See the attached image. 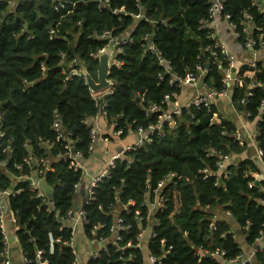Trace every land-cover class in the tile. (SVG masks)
Returning a JSON list of instances; mask_svg holds the SVG:
<instances>
[{
    "label": "trees",
    "instance_id": "trees-1",
    "mask_svg": "<svg viewBox=\"0 0 264 264\" xmlns=\"http://www.w3.org/2000/svg\"><path fill=\"white\" fill-rule=\"evenodd\" d=\"M62 1L67 2L64 7L59 0H0V115L7 133L3 146L12 142L14 148L6 167L1 162L7 154L0 149V199L10 191L3 204L17 219L16 235L27 264L77 262L73 229L63 221L74 208L75 186L82 172H75L68 160L58 158L65 152V142L57 140L53 126L58 114L61 128L71 134L74 150L83 152L85 160L90 158L91 127L86 121L98 112L84 77L72 72L82 64L97 79V55L108 45L97 35L111 31L114 37L125 33L134 36V42L125 44L117 55L122 64L115 65L109 75L114 82L113 94L104 97L108 102L106 120L118 123L122 137L156 120V115H147L145 105L159 103L173 92L181 94L165 77L160 80L162 68L155 56L143 54L142 37L155 31L157 47L178 75H184L199 60L205 61V49L214 44L209 31L200 28L209 19L211 0H110L111 8L102 11L97 4L104 0ZM252 2L225 0L224 15H231L240 26L244 13L249 12L252 22L260 27L264 17ZM115 8H125L128 15L115 16ZM244 40L245 35L240 46ZM210 67L208 80L213 88L221 89L222 71L212 60ZM257 76L263 84L250 90L252 95H247L248 88L233 87L232 100L225 99L211 109L184 110L173 134L155 138L151 145L127 152L126 159L117 162L111 178L104 179L96 190V201L84 207L85 234L92 237V229L101 225L105 228L99 232L105 238L114 236V216L110 213L116 209V196L122 190V203L135 202L126 215L131 229L122 232V243L136 242L145 229L149 239L140 248L118 250L109 245L108 252L87 264H122L120 258L131 255L135 257L131 264H146L148 254L165 255L164 264H225L224 260L251 255V248L264 237V176H259L263 167L247 154L243 157L245 148L235 137L240 123L228 116L234 115V106L250 113L252 122L263 120L258 139L264 149V71ZM220 110L226 117L210 124ZM211 148L217 153L209 155ZM28 154L58 158L46 176L48 185H53V207L47 197H38L31 190L29 181L18 179L31 170L28 166L17 168ZM222 155L231 156L226 170L217 166ZM44 169L40 168L41 176ZM172 172L176 177L163 189L167 209L147 214L152 191ZM139 209L141 221L136 215ZM3 239L0 230V253ZM216 250L222 253L221 258L207 255ZM38 251L43 252L41 261ZM247 264H264V246Z\"/></svg>",
    "mask_w": 264,
    "mask_h": 264
},
{
    "label": "built area",
    "instance_id": "built-area-1",
    "mask_svg": "<svg viewBox=\"0 0 264 264\" xmlns=\"http://www.w3.org/2000/svg\"><path fill=\"white\" fill-rule=\"evenodd\" d=\"M60 6L64 7L62 0H59ZM252 6L256 7L260 14L264 17V0H253ZM111 8L110 0L98 1L97 9L102 11L104 9ZM225 10V0H211V5L209 9V19L204 21L200 28L202 30H208L210 33L211 40L214 41L213 45L207 46L205 52L208 54L207 59L200 64H196L194 68H187V72L184 75H178L174 72L173 66L171 62L164 57L162 52L156 47L154 43L150 41L151 36L149 33L145 34L142 37V49L144 54H150L155 56L159 64L162 68V72L159 74L160 80H164V77L168 80L171 87L175 89L184 90L185 88H191L192 94L191 98L184 104V105H177V98L178 95L176 92L167 94L164 96L163 100L159 103H148L145 105L147 115H156V120L149 124L146 127H138L136 137L137 139L135 142L127 146L126 149L118 152L117 154L113 155L109 159V163L106 166L107 169L104 170L102 173L92 177L89 179L86 185V198L84 201L83 206L80 208L78 217L75 218V214L73 211L68 213L66 219L68 220H75L76 222L85 223L87 222L86 212L84 211L85 206H90L93 202L96 201V190L102 184L104 179H109L111 177V171L117 165V162L120 160H125V155L127 152L135 151L143 146L151 145L155 138H165L174 132L175 128L179 124V120L182 118L184 114V110H189L191 107H205L211 109L213 106L219 105L220 102H225L226 100H232L231 91L233 87L239 89H246L248 88L247 95H252L250 90L257 88L259 85H262V80L257 76L259 72L264 71V28L260 25L258 27L252 21L254 17L251 13L245 12L243 15V20L240 26L232 21L231 15H224ZM112 12L115 14H126L125 8H115L112 9ZM141 15L134 16L135 18H139ZM224 24L226 26L225 32H227L231 40L236 44H240V40L243 35H245L244 45L241 48H238L237 51L231 50L228 46L224 45L219 39V33L221 32L220 26ZM241 29H240V28ZM101 39H106L108 41V45H115V54L112 60V68L116 66H120L122 63L117 61L118 53L123 51V47L125 44H132L134 39L130 34L123 35L120 37H114L111 31H105L102 34ZM220 42L223 44V48H220ZM105 51V48L99 51L97 58ZM211 60L213 63L218 65V68L222 71V88H213V85L210 84L208 80V76L211 71L210 63ZM77 63V60H74ZM223 64L225 68H223ZM234 71L235 77L233 76ZM72 74H77L83 76V71L80 67L77 70H73ZM84 77V76H83ZM85 78V77H84ZM112 88L108 89L103 93H94L92 92V96L95 101V105L97 108V115L92 118L91 120H87L86 123L91 127V144L88 148V153L92 154L97 145L99 143H103L104 145L107 144L108 141L104 137V133L100 126V122L106 120V108L108 106V102L104 99L105 96H110L112 94ZM245 98L241 100V102H245ZM262 104H264V99L262 100ZM233 110L231 111L236 118L238 119L240 125H238V129L235 132V137L238 144L245 148L246 154L253 158L259 165L263 167L264 172V149L259 144V136H260V123L263 120H250V113L241 112L234 106L232 107ZM221 111V110H220ZM216 111L211 120L210 124L220 123L226 117L222 114V110ZM194 116V115H193ZM251 121V122H250ZM116 125H112L113 132L115 135L122 134L115 130ZM54 131L57 135L58 141L65 142V152L62 155H59L58 158H63L69 161V168L74 170L75 172H82L83 178L86 176L85 167L83 165L84 161V154L81 151L74 150L73 141L70 139V135L65 132L64 129L61 128V122L59 119V115L55 114L54 120ZM117 131V132H115ZM113 133V134H114ZM227 133V132H225ZM7 136L6 130L4 128L3 119L0 115V149L3 152H6L7 158L1 162V164L6 167L13 152L14 148L12 146V142H8V144L4 147L3 141ZM107 152V151H106ZM209 155H214L217 153L216 149H209L207 150ZM108 153V152H107ZM220 155V152H218ZM231 156H221L220 161L218 162L217 166L220 170L227 168V163ZM50 164V160L46 157L36 158L30 155L26 159H24V163L21 166H18V169H23L25 166L30 167L31 169L33 166H37L39 169L41 167L46 168L47 165ZM50 169V168H49ZM45 170V169H44ZM259 175V174H258ZM228 176V174H227ZM259 176H264L259 175ZM176 177V173L172 172L166 175L163 179H161L157 187L152 191L153 199L147 202L148 205V212L147 214L152 215L157 211H164L167 209V202L168 199L163 196V189L168 185L171 184L172 180ZM82 178V179H83ZM19 179L28 180L31 182V190L37 192V196L44 198L45 194L40 190V188L33 183L32 178L20 176ZM151 181L148 180L147 183ZM82 181L76 184L77 192L80 190ZM250 188L254 186V183L251 182L249 184ZM150 188V185L149 187ZM122 190H119L116 196V209L113 210L114 213L119 215L117 222L111 228L114 236L111 238H105L103 235L100 237H96L94 239L95 242L100 244V248L96 249L92 255V258L99 259L102 256V252H107V244L110 241L112 245L116 246L118 250H126L128 248H140L142 242L144 240H148L147 232L148 230H142L136 237V242L132 240H128L124 243L122 232H126L131 229V225L126 223V216L122 215H130L131 208L135 206L134 201H129L127 203H122L121 201V194ZM150 192V190H149ZM118 204L120 208H118ZM3 201L0 199V228L3 230L4 228V215H3ZM143 206H146L143 204ZM136 215L138 219L141 221L143 218L141 217V210L136 211ZM229 214L227 213V216ZM215 224H213L214 226ZM92 234L97 236L96 231H92ZM4 235V241L8 242L7 237ZM109 240V241H108ZM53 241V240H52ZM257 244H255L251 248V255L249 256H242L237 260H224L225 264H247L250 260L255 257V254L258 251L262 250L261 242L264 241V237L259 238L257 240ZM164 243V241H163ZM73 245V243H72ZM169 253V251H166ZM3 257L2 264H12L9 260V248L8 244H5L3 251L1 252ZM43 252L38 251L37 258L41 261ZM207 255L211 258H221L222 253L218 250L214 252H209ZM164 256L158 257L152 254H148L146 264H164ZM134 255H131L127 259H121L122 264H131L134 261ZM164 258V259H163ZM163 259V260H162ZM28 261H25L27 264ZM41 264H47L46 262H41ZM75 264H78L77 262Z\"/></svg>",
    "mask_w": 264,
    "mask_h": 264
},
{
    "label": "crops",
    "instance_id": "crops-1",
    "mask_svg": "<svg viewBox=\"0 0 264 264\" xmlns=\"http://www.w3.org/2000/svg\"><path fill=\"white\" fill-rule=\"evenodd\" d=\"M104 32H102L101 34H98L97 37H102V34ZM125 34H130L131 35V33H125ZM149 34L151 36L150 41L156 45V43H155V31H153L152 33H149ZM219 36H220L219 37L220 41L224 45L228 46L233 51H237L238 50V47L235 44H233V41L231 40V37H230V35L227 32L221 31L219 33ZM132 38L134 39V36H132ZM107 47L108 46H106V48ZM156 47H157V45H156ZM115 50H116V48H115ZM143 54H144V52H143ZM144 55H147V54H144ZM151 56H153V55H151ZM99 57H98V60H99ZM200 63H201L200 60L198 62H196V64H200ZM195 65L192 66V67H188V68H194ZM81 68H82V65H81ZM83 76H84V74H83ZM84 79H85L86 85L88 86L86 77ZM109 80H111V79H109ZM113 86H114V82H113ZM176 90H181V89H176ZM91 93H92V89H91ZM96 93H98V92H96ZM191 94H192V89L191 88H185L184 90H181V94L180 95L177 94L178 95V98H177V102L178 103H177V105L178 106L184 105L191 98ZM181 95H183V98L179 99ZM92 98H93V96H92ZM109 123H112V124L116 125L115 126V130H118V132H121L123 134V130L121 128L118 129L119 125H118V123L116 121H114V122L101 121L100 122V126L102 128L103 133H104V137L108 141L106 142L107 144H105V145L103 143H99L97 145V147H96V150L90 155V158L86 159V160L84 159V161H83V165L85 167L86 176L84 178L82 176L83 179L81 178V180H80V182L82 181L80 190L78 192H76V196H75V199H74V208H73L72 211L75 214V218L78 217L77 215L79 213V210L84 204V201H85V198H86V185H87L89 179H91L92 177H94V176L98 175L99 173H102L104 170H106L107 169L106 166L109 163L110 157L115 155V154H117L118 152L126 149L127 146L132 145L135 142V140L137 139V137H136L137 130L130 131L125 137H122V134L115 135V133L113 132V128H112V126H110ZM172 134H173V132H172ZM29 156L30 155L28 154L25 157V159L27 157H29ZM48 159L50 160V164H48L47 167L45 168L43 176H41L40 169L37 166H33V168L31 170H25L26 172L24 171L22 175L25 176V177L32 178L33 183L36 184L40 188V190L45 194L44 197H47L46 200H48L51 203V207H53L52 200H51V194H52L53 185H48V183L46 181V176H47V172H50V171L54 170L53 169V166H54L53 164H54V162L58 161V158L56 156L54 158H48ZM111 173H112V171H111ZM263 174H264V172L262 173V175ZM22 175H20V176H22ZM20 176H18V179H19ZM20 180L22 181V179H20ZM26 181H28V180H26ZM29 186L31 188V182H29ZM9 193H10V191L7 194H5V195L4 194L1 195V199H2L3 203L6 202V197H7V195ZM118 206H119V204H118ZM3 207H4L3 208V215H4V218H5V220H4V228H3V230L0 228V230H1L2 235L5 234V236L7 237L8 242H5L4 239H3L2 251H3L4 247H5V244L7 243L8 244V248H9V260L11 261V263L12 264H25V261L27 259L24 257V255L22 253V250H21V247H20V244H19V239H18V237L16 235L17 219L14 216L12 217V213L10 212L9 207L7 205L4 204ZM110 214L112 216H114V223L112 225V227H113L114 224L117 222V220L119 218L118 217L119 215L114 213L113 210L111 211ZM86 216H87V214H86ZM63 222H64L66 227L73 229L74 238H73V241H72V243H73L72 246L75 248L76 254L78 255V250H81L80 258H78V256H77V263L78 264H87L89 262V260L92 258V255H93L94 251L96 249L100 248V244L95 242L94 239L96 237L98 238L101 235H103L99 231L102 228H105V226H101V225L96 226L94 229H92V231H96L97 230L96 231L97 236L92 234V231H91L92 237H89V236H87L85 234V230H84V225L87 222L80 223V222H76L75 220H72V219L71 220L65 219ZM88 244H89V246H88ZM109 245H112L110 241L107 244V252L109 251ZM261 245L264 246V241L261 242ZM82 246L86 247V253H84V251L82 249ZM247 251H249V250H247ZM0 257L3 259L1 253H0ZM45 262L47 263V261H45Z\"/></svg>",
    "mask_w": 264,
    "mask_h": 264
},
{
    "label": "water",
    "instance_id": "water-1",
    "mask_svg": "<svg viewBox=\"0 0 264 264\" xmlns=\"http://www.w3.org/2000/svg\"><path fill=\"white\" fill-rule=\"evenodd\" d=\"M115 45L108 46L105 51L99 57V68L97 73V79H94L87 71L85 67H82L84 76L86 77L88 86L94 92L103 91L113 84L109 80L110 71L112 69V60L114 58ZM83 66V65H82ZM236 71L233 76L235 77Z\"/></svg>",
    "mask_w": 264,
    "mask_h": 264
},
{
    "label": "rangeland",
    "instance_id": "rangeland-1",
    "mask_svg": "<svg viewBox=\"0 0 264 264\" xmlns=\"http://www.w3.org/2000/svg\"><path fill=\"white\" fill-rule=\"evenodd\" d=\"M112 14H114L115 16L117 15V14H115V13H113L112 12ZM261 26L264 28V22L261 24ZM220 30L221 31H225L226 30V26L224 25V24H222L221 26H220ZM223 44H221V42H220V48H223ZM172 64V63H171ZM82 65V64H81ZM173 66V65H172ZM82 67H84V66H82ZM174 69V68H173ZM187 70L188 69H186V71H185V73L187 72ZM184 73V74H185ZM183 98V95H181L180 96V98L179 99H182ZM229 118H231V119H236V116L235 115H231V116H228ZM246 156V153H245V155L243 156V157H245ZM236 163H238L239 162V160H236L235 161ZM233 225V224H232ZM233 227L234 228H236V226L235 225H233ZM146 241V239L144 240V242ZM88 246H89V244H88ZM82 249H83V251H84V253H86V247H84V246H82ZM80 255H81V250H78V258H80Z\"/></svg>",
    "mask_w": 264,
    "mask_h": 264
},
{
    "label": "bare ground",
    "instance_id": "bare-ground-1",
    "mask_svg": "<svg viewBox=\"0 0 264 264\" xmlns=\"http://www.w3.org/2000/svg\"><path fill=\"white\" fill-rule=\"evenodd\" d=\"M233 44H235L238 48H241L242 49V47L240 46V44H236L235 42H233ZM101 56V55H100ZM112 70V69H111ZM110 73H111V71H110ZM80 76V75H79ZM113 87V84L111 85V86H109V88H107V89H105V90H103V91H99L98 93H103V92H105V91H107L108 89H110V88H112ZM230 91H232V90H230ZM92 92H94V91H92ZM94 93H96V92H94ZM112 94H113V92H112ZM111 94V95H112ZM70 136H71V134H69Z\"/></svg>",
    "mask_w": 264,
    "mask_h": 264
}]
</instances>
